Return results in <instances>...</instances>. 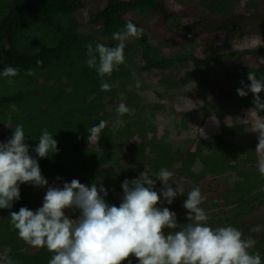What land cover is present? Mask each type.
Masks as SVG:
<instances>
[{
	"label": "trees",
	"instance_id": "1",
	"mask_svg": "<svg viewBox=\"0 0 264 264\" xmlns=\"http://www.w3.org/2000/svg\"><path fill=\"white\" fill-rule=\"evenodd\" d=\"M85 1L0 0V73L8 66L20 70L16 77L11 78L12 83L0 75V143L11 138L17 125H23L29 155L38 160L41 174L48 181L47 186L38 189L45 193L48 186L70 183L73 179L89 187L93 183L98 187L102 184L108 191L106 202L118 207L124 180L137 179L136 175L142 171H151L157 176L161 168L175 164L178 177L201 180L202 177L213 176L216 181L224 178L228 188L218 196L221 203L212 204L220 212L227 209L231 213L225 215L221 223L231 218L245 220L253 213L263 211L264 175L258 170L261 158L256 151L258 134L248 135L251 133L248 123L223 124L222 133L213 136L210 144L202 143L197 135L192 150L177 136H168L167 132L159 135L155 117L160 107L155 110H152V105L146 107L147 95L138 94L139 91L146 92L149 85L146 83L138 89L137 79L134 85L130 83L137 68L149 75L170 71L180 65L187 69L188 64H192L194 74H197L195 81L199 84L198 88L195 87L196 99L202 103L192 113L201 112L204 120L216 114L218 119L215 120H221L225 116L230 117V111H233L231 116L240 118L247 98L250 99L248 110L253 111V94L248 92L247 96L240 97L236 90L250 83L247 79L249 72H254L257 79H264V65L256 69L234 66L226 69L221 60L233 59L237 53L230 56L215 53L212 40H209L203 55L195 56L187 50L191 43L173 44V41L179 34L193 36L197 31L205 36L234 38L250 32L252 25H257L258 32L264 35V0H178V7L173 0L169 3L168 0H99L103 2L102 8L92 11L86 23H80L75 15ZM241 1L245 2L246 9L251 10L248 14L239 12ZM187 7L191 14L184 12ZM132 14L137 15L138 23L131 19ZM140 19H154V27L163 29L166 38L156 37L155 29L147 28V24L142 26ZM129 21L143 29V33L139 39L125 41V63L119 66L118 71L114 70L111 77L104 78L112 85L111 90L101 91V79L96 69L89 68L86 63V45L91 43L95 48L100 43L115 47L119 41L113 39V34L123 31ZM193 40L196 47L203 45L202 41ZM262 51L263 47H257L240 54L254 60ZM37 61L41 63L38 65ZM215 66L223 68V81L230 84V90L225 92L209 81L208 73ZM28 69L34 74L26 75ZM182 73V85L194 81V75L187 71ZM161 84L164 89L151 88L156 96L166 101V88H178V85L165 78ZM11 85L15 87L10 89ZM215 93L217 97H214ZM135 94L139 98L133 97ZM122 96L126 97L123 101ZM260 98L264 101L261 95ZM122 102L134 111L121 117L123 127L114 130L117 108ZM257 114L264 117V111ZM101 120L108 124L98 143L90 145L88 130ZM3 126L7 128L5 132ZM184 127L185 124L181 123L179 130ZM44 129L57 141L58 152L40 159L32 149L38 144ZM141 137L138 141L137 138ZM165 151L179 161L158 159ZM56 177L60 180L57 181ZM161 188L156 180L154 190L159 193ZM19 190L20 199L13 202L12 208L0 209V252L8 249L3 257L10 258L14 264H48L53 253L46 248L26 252L29 245L19 238L11 225V212H18L21 207L35 211L38 207L34 204L40 201L27 185H20ZM161 204L157 207L161 208ZM66 215L75 219L79 211L66 210ZM177 223L184 225L187 221L181 219ZM228 226L237 228L245 225L229 223ZM257 226L262 230L250 252H258L264 264V220ZM245 230L251 231V228L248 226ZM241 232L244 239L255 237L254 233ZM18 241L22 246H16Z\"/></svg>",
	"mask_w": 264,
	"mask_h": 264
},
{
	"label": "clouds",
	"instance_id": "2",
	"mask_svg": "<svg viewBox=\"0 0 264 264\" xmlns=\"http://www.w3.org/2000/svg\"><path fill=\"white\" fill-rule=\"evenodd\" d=\"M142 33L143 29L129 21L123 31L113 34V39L119 41L115 47L100 43L95 48L91 43L86 45V63L96 69L101 91L111 90L112 85L104 78L111 77L113 71H118L125 63V41L139 39ZM40 63L37 61L38 65ZM19 71L8 66L0 75L12 83L11 78ZM33 74L31 69L26 71L28 76ZM247 79L250 83L241 82L243 86L236 91L240 97L247 96L248 92L253 94L251 113L256 114V151L261 156L258 170L264 175V117L257 114L264 111V101L259 95L264 91V79H257L254 72H249ZM136 86H140L139 81ZM124 99L126 97L122 96L121 100ZM133 111L120 103L113 129L123 127L121 117ZM107 124L101 120L89 129L88 141L98 143ZM32 151L40 159L48 158L58 152L57 141L44 129ZM172 176V172L161 168L155 179L144 171L137 179L124 180L118 207L106 202L108 191L102 184L98 187L93 183L89 187L77 179L62 187L54 183L47 187L42 207L35 211L21 207L18 212H11V225L27 245L53 253L48 264H123L130 256L135 257L138 264H262L260 254L250 252L255 241L244 239L239 229L232 226L213 229L208 225L209 216L200 206L206 197L198 187L189 191L184 201L183 207L188 213V223L184 225L177 223L176 214L167 207H157L161 197L170 205L177 195H184L182 187L175 183L173 189L169 183ZM156 180L162 184L159 193L154 190ZM20 185H27L36 195L44 193L38 188L48 185L38 160L29 155L23 125H17L11 138L0 143V209H11L13 202L20 199ZM66 210H78L79 216L73 219L66 215ZM165 229L170 231L166 233ZM0 264L14 262L5 256L0 258Z\"/></svg>",
	"mask_w": 264,
	"mask_h": 264
},
{
	"label": "rangeland",
	"instance_id": "3",
	"mask_svg": "<svg viewBox=\"0 0 264 264\" xmlns=\"http://www.w3.org/2000/svg\"><path fill=\"white\" fill-rule=\"evenodd\" d=\"M170 0H168L169 3ZM175 3H173L176 7H178V4L180 3L178 0H173ZM245 2L241 1L240 8L241 10L239 11V8H237V11L243 12L245 14H248L251 10L246 9ZM103 2L101 1H95V0H87L84 2V6L76 13V19L80 23H86L88 21L90 13L92 11H95L97 8H102ZM235 5V9H236ZM192 8V7H191ZM244 9V10H243ZM264 10V9H263ZM185 13L191 14L192 11L186 8L184 11ZM209 18H212V16L208 15ZM131 19L135 22L138 23L139 19L136 14L131 15ZM141 20V19H140ZM154 19H151L149 21H145V19L141 20L142 26L146 27L148 26L151 29H155V36L157 37L160 36L161 38H166V35L163 33L165 32L163 29L159 28L156 29L154 27ZM147 27V28H148ZM250 32L244 35H240L234 38L230 37H224V36H211V35H200V31L196 32V35L193 34L191 35H182L179 34L178 38H174L175 40L173 41V44H181L183 42H189L191 43L190 46H188L187 50L189 52H192L195 56H201L203 55V52L205 50L206 45L208 44L209 40H212V50H214L215 53L218 54H226V55H232L234 53H237V56L234 57L233 59H223L221 60L222 66H224L226 69L229 67H241L243 69H248V68H258L260 65H264V51L259 53L257 57L254 58V60H251L248 55H241V52L250 50V49H255L257 47H263L264 48V35H261L258 32L259 27L257 25H252L250 26ZM261 29V28H260ZM153 37V36H152ZM197 39L200 40L203 43V45H200L199 47H196L194 45V40ZM118 43H116L117 45ZM162 53V51H161ZM251 60V61H249ZM136 66L135 68H137ZM184 67V66H183ZM182 65H180L178 68H174L170 71H164L163 73H151L149 75L144 74L140 72V69L137 68L134 71V74L132 75V80L130 85H134L135 80L137 79L139 82V88L144 87L146 83L149 85L148 90L146 92L139 91L138 94L141 96H146L147 95V101L146 107L148 105H152V110H155L156 107H160L159 110L157 109V115H156V127L158 129L159 135H162L164 132L168 133V136H177V138L182 139L183 141H186L188 144V148L194 149L196 145V136H200V139L202 143H212L213 142V136L219 135L222 133L221 126H224L223 124H232L233 122L237 123H248L250 132L248 135L251 137L254 133H257V129L254 126V122L256 119V114L251 113L252 110H248V107L250 105V99H246L244 101L242 109H244L242 112V115L239 117L237 116H231L234 114L233 111H230V117H224L221 120H215L218 119L216 114H213V116H209L207 119H203L201 112L196 111V113H192L191 111L197 110L200 105H202L200 100H197V95L195 93L196 88L199 87L198 82L195 80L197 79L196 75L194 74V69L192 64H188L187 69H183ZM212 67V66H210ZM139 69V70H138ZM212 72L208 73V78L209 81L212 82L213 85H216V88H223V90L226 92L230 90V84L228 82L223 81V68L215 66L214 68H211ZM184 71L189 72L190 75H194V81H190V83H186L185 85L181 84V79L183 77ZM137 72V73H136ZM142 74L141 76L138 75ZM191 76V77H192ZM168 80L170 83L175 82L178 85V88L174 87H167V94L164 95V98L166 101H164L162 98H159L156 96V94L153 93V90L151 87H163L161 82L163 79ZM137 85V83H136ZM12 87H15V85H11L10 89ZM196 87V88H195ZM14 89V88H13ZM12 89V90H13ZM164 89V87H163ZM11 90V91H12ZM167 95V96H166ZM260 95L264 98V91L260 93ZM135 98H139L137 94L133 95ZM152 99L150 100V98ZM167 97V98H166ZM214 97H217V93L214 94ZM170 108V109H169ZM239 112V113H240ZM192 113V114H190ZM233 117V118H232ZM242 117V118H241ZM214 118V119H213ZM1 119V118H0ZM181 121V122H179ZM184 123L185 127L180 128V124ZM5 127V128H4ZM4 132L7 130L6 126H3L2 128ZM177 132V134H176ZM146 132H143V135H145ZM247 136V135H246ZM249 138V137H248ZM141 138H137L138 141H140ZM90 145H93V142H89ZM164 155H160L158 159L161 160H171V161H179V159L173 155H169L167 151L164 152ZM172 156V157H171ZM202 164H205L203 161H201ZM175 164L173 166H170L166 168L168 171L173 173L172 176V182H169L173 189L176 188V184H178L180 187L183 188L184 195H177V197L173 200L172 205H167L166 202L163 201V198L161 197V208L167 207L170 211L174 212L177 217V221L181 219H186L187 217V210L183 207L184 201L187 199V193L191 191L194 187H197L200 189L202 196L206 197L201 203V207L205 210L207 215L209 216V220L207 221L208 225L212 227L213 229L218 228V227H226L229 225V223H235L236 225L242 223L245 226L243 227H237L240 231L244 232H249V233H254L255 237L252 239L255 241V243L259 239V233L262 230V227L257 226L260 224L262 220H264V210H260L256 213H253L251 216L246 217L245 220L238 221L235 218H231L230 221L221 223L220 221L225 217V215H230L231 213L229 210L224 209V212L218 211L216 207H213V203H221V200L218 199V196L222 193H224V190L228 188L226 182H224V178L219 179L216 181L217 178L213 176H205L202 177L201 180H196L195 178H189L186 176L178 177L175 174ZM144 172V171H142ZM141 172V173H142ZM148 172V171H146ZM149 175L152 178H156L155 174L151 171L148 172ZM137 177L140 176V173L136 175ZM197 178V177H196ZM222 180V181H221ZM159 181V180H158ZM218 181H220V184H218ZM231 182V178L228 179V183ZM160 185L162 186L161 182L159 181ZM176 183V184H175ZM58 187H62V183H58ZM38 198L40 201L36 202L34 205L37 206L38 208L42 207L43 204V197L45 193H40L37 192ZM118 197V200L119 201ZM5 210V209H2ZM188 223V221H187ZM248 226L251 228V231L245 230V227L248 228ZM167 229H165V232ZM16 246H22V243L18 241L16 243ZM34 250H37L36 248H32L30 246L26 247V252H32ZM253 250V249H252ZM8 249H4L2 252H0V258L3 257V254L7 252ZM138 264V261L135 259V257L130 256L128 260H125L123 264Z\"/></svg>",
	"mask_w": 264,
	"mask_h": 264
}]
</instances>
